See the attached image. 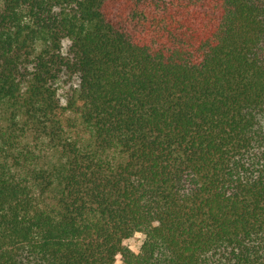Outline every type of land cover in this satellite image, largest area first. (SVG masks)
<instances>
[{"label": "trees", "instance_id": "1", "mask_svg": "<svg viewBox=\"0 0 264 264\" xmlns=\"http://www.w3.org/2000/svg\"><path fill=\"white\" fill-rule=\"evenodd\" d=\"M0 264H264V0H0Z\"/></svg>", "mask_w": 264, "mask_h": 264}, {"label": "rangeland", "instance_id": "2", "mask_svg": "<svg viewBox=\"0 0 264 264\" xmlns=\"http://www.w3.org/2000/svg\"><path fill=\"white\" fill-rule=\"evenodd\" d=\"M143 240H144V236L142 234H136L133 238L127 241V244L132 249L137 250L142 245Z\"/></svg>", "mask_w": 264, "mask_h": 264}]
</instances>
